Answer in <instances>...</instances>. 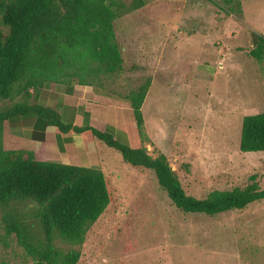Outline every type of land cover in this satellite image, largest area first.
I'll return each instance as SVG.
<instances>
[{
	"label": "rangeland",
	"instance_id": "374dc122",
	"mask_svg": "<svg viewBox=\"0 0 264 264\" xmlns=\"http://www.w3.org/2000/svg\"><path fill=\"white\" fill-rule=\"evenodd\" d=\"M187 1L143 0L144 7L114 23L126 67L106 79V88L124 95L151 80L142 110L144 147L152 158L165 155L187 195L204 199L253 181L263 189L264 152H240L237 141L243 113L264 112V59L248 54L251 31L264 37V0L245 1L238 14L224 0ZM166 5L173 7L169 13ZM227 10L239 27L231 39L187 35ZM222 42L230 54L219 53ZM227 55L231 66L220 67L219 57ZM101 159L110 203L80 245L56 242L80 253L77 264H264V200L213 217L184 214L152 171L129 167L107 147ZM0 264H32L1 223Z\"/></svg>",
	"mask_w": 264,
	"mask_h": 264
},
{
	"label": "trees",
	"instance_id": "16d2710c",
	"mask_svg": "<svg viewBox=\"0 0 264 264\" xmlns=\"http://www.w3.org/2000/svg\"><path fill=\"white\" fill-rule=\"evenodd\" d=\"M241 1L223 3L234 5L238 14ZM142 6L143 0H130L128 5L123 0H0V223L32 264H77L80 253L64 251L56 242L80 245L111 198L105 174L97 167L38 161L29 151L5 150L3 122L15 115H35L61 133L89 130L129 167L152 171L157 185L184 214L213 217L264 200V188L254 181L242 189L215 190L196 199L184 192L164 154H147L141 107L151 80L146 78L124 95L108 90L105 82L124 68L114 23ZM250 38L248 54L260 62L264 37L251 32ZM47 84L89 86L95 94L126 102L142 147L132 149L92 127H75L56 111L37 105L33 97ZM238 149L264 152V112L242 118Z\"/></svg>",
	"mask_w": 264,
	"mask_h": 264
},
{
	"label": "crops",
	"instance_id": "0c3cea01",
	"mask_svg": "<svg viewBox=\"0 0 264 264\" xmlns=\"http://www.w3.org/2000/svg\"><path fill=\"white\" fill-rule=\"evenodd\" d=\"M183 1L185 5L189 4L187 0ZM245 1L248 0L241 1L240 11ZM171 8L173 7L166 5V13H169ZM138 10L132 12L136 13ZM227 11L229 12L226 15L214 12L203 27L200 26L187 35L206 32L207 36L231 39L239 27L237 16L230 10ZM181 12L176 10L177 14ZM125 24L133 25L127 22ZM181 32L183 31H179L178 34ZM251 32L258 34L257 31ZM222 43L218 46L219 53L230 54V46ZM178 48V46L173 47L170 51L176 54ZM120 51L122 54L121 49ZM230 59V55L226 58L219 57V66L224 68L231 66ZM123 65L126 67L124 58ZM223 72L224 76H227V69L222 70L221 74ZM33 98L37 105L56 111L63 121L71 122L75 127H92L105 132L119 143L127 144L132 149L142 147L131 109L126 102L95 94L91 87L78 84H47L38 90ZM251 113L255 115L262 112H246L243 113L242 118ZM241 122L239 129H241ZM237 142L239 144V140ZM2 145L5 150L29 151L38 161H50L76 167H97L101 170V156L106 148H102L93 139L89 130L80 133L71 131L61 133L56 127L46 126L41 119L29 113L15 115L3 122Z\"/></svg>",
	"mask_w": 264,
	"mask_h": 264
}]
</instances>
